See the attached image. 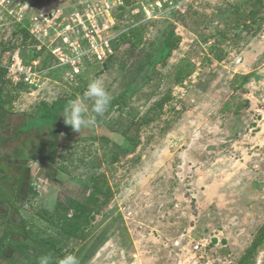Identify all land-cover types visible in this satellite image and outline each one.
Here are the masks:
<instances>
[{
	"label": "rangeland",
	"instance_id": "rangeland-1",
	"mask_svg": "<svg viewBox=\"0 0 264 264\" xmlns=\"http://www.w3.org/2000/svg\"><path fill=\"white\" fill-rule=\"evenodd\" d=\"M253 1L0 0V39L27 25L38 40L36 48L45 46L57 59L40 70L44 78L37 89L23 83L16 89L6 78L11 84L6 89L19 96L12 113L0 111V134L7 138L0 144V166L16 186L21 165L30 166L18 187L19 204L23 214L34 215L32 224L42 235L56 232L47 230L36 211H53L58 200L83 196L90 177L103 174L108 197L100 195V212L85 238L64 245L80 264L238 263L264 225V24L254 34L227 23L223 11L250 8ZM80 22L110 42L142 23L145 36L154 39L172 23L181 43L154 69L139 71L144 61L139 48L119 43L104 72L97 75L102 64L81 55L76 73L53 50L64 46ZM227 29V37L221 36ZM235 32L239 36L231 37ZM211 44L224 50L221 61H204ZM183 60L195 68L177 83ZM248 73L252 76L239 87ZM95 78L103 80L112 100L83 135L61 120L54 132L36 128L13 137L41 100L64 98ZM84 92L77 97L83 99ZM168 94L159 109L156 103ZM85 102L94 115L92 101ZM29 185L37 196L30 195ZM256 254L254 264H264V244Z\"/></svg>",
	"mask_w": 264,
	"mask_h": 264
},
{
	"label": "trees",
	"instance_id": "trees-1",
	"mask_svg": "<svg viewBox=\"0 0 264 264\" xmlns=\"http://www.w3.org/2000/svg\"><path fill=\"white\" fill-rule=\"evenodd\" d=\"M125 5H129L130 0H124ZM263 0H255L251 2L250 8L240 9L235 8L233 11L226 7L223 12H227L226 21L234 23L239 28L250 30L254 34L264 24V12L262 9ZM123 10V6H121ZM229 24V25H230ZM228 27V24H226ZM146 25L144 23L132 25L127 30L122 32L117 40L111 41L112 53L109 54L106 61L102 64V68L95 72L97 75L104 72L107 68V63L114 57L113 51L116 45L120 43L129 44L131 50L139 48L143 54V60L139 62V71H143L145 67L154 69L156 63L165 64L172 56L173 51L179 48L181 36L175 32L174 25L171 23L165 29H162L156 38L149 39L145 36ZM227 32H221V36L227 37ZM237 32L232 33L231 37H238ZM38 40L30 34L28 26L20 25L14 30L7 39H0V111L2 113H12L14 109V101L19 94L15 90L6 89L10 86V82L6 79V69L4 65L11 55L20 56L24 63L29 64L34 60H38L40 69L47 68L56 61V57L42 46L37 49ZM33 47V48H31ZM47 51V52H45ZM207 56L203 59H216L221 61L224 57V50L216 48L214 44L209 45ZM54 60V61H53ZM91 64L100 63L92 59ZM195 65L188 60H183L178 66L175 75V81L183 83L184 79L188 78L194 71ZM155 70H152V73ZM82 75V73H81ZM252 76L250 73L242 75V81L238 84L239 87L244 86L248 79ZM249 77V78H248ZM236 86V87H238ZM24 87L21 84L16 85V89ZM87 88L77 87L76 91L83 93ZM75 90L64 98L49 102L41 100L35 110L25 118L24 122L13 134V137H18L22 133H30L33 129L49 128L54 132L58 129V123L64 120L61 113L68 105L77 98ZM126 94L122 96L125 101ZM171 98L170 94L162 96L156 103L159 109H163L164 105ZM249 100L245 101V106L249 104ZM159 110V111H161ZM135 122H131L130 126ZM129 126V127H130ZM128 127V128H129ZM128 128H124L121 136L127 140ZM7 141V138L0 134V144ZM122 147V143L119 144ZM37 155L31 157L36 158ZM30 159V160H31ZM116 159V158H114ZM44 162L45 159H42ZM9 163L11 160L6 158ZM21 175L18 185L11 184V178L5 166H0V203L4 207V212L0 214V264H23L20 262L18 255H22L28 259V264H38V258L44 254H51L55 259L63 257L67 239H83L86 235V230L91 226L96 214L100 212L102 205L100 195L108 194L104 192L101 181L104 178L103 174H94L90 177L91 188L84 190L83 196L69 197L67 200H58L53 211L41 208L36 211V214L45 222L48 223L47 230L52 228L56 234L53 236L42 235L43 231L40 228H35L32 224L34 215L22 213V207L19 204L18 187L23 179V171H30L28 163L21 165ZM54 168H50V173ZM28 192L32 197L37 196L38 192L35 186L29 185ZM13 214L19 216L18 221L12 219ZM216 239L212 243H216ZM264 244V225L260 227L256 233L251 245L246 252L240 257L237 264H254L256 253ZM9 251L11 253L9 254Z\"/></svg>",
	"mask_w": 264,
	"mask_h": 264
},
{
	"label": "built area",
	"instance_id": "built-area-1",
	"mask_svg": "<svg viewBox=\"0 0 264 264\" xmlns=\"http://www.w3.org/2000/svg\"><path fill=\"white\" fill-rule=\"evenodd\" d=\"M182 1L193 3L195 0ZM80 25V28L77 29V31H74L72 36L64 39V50H62L63 47H57L56 50H53L61 63H71L76 73L79 71L78 66L81 60V55H86L89 58L92 57V59L104 63L109 54L112 53L110 39L102 40L101 38H98L97 29L90 28L87 24H83L82 22H80ZM85 44H88L86 48L84 47ZM37 63L38 61L34 60L31 63L26 64L20 56L13 55L4 65L6 69V78H8L14 85L23 83L30 88L37 89L38 87H41V84L43 83L42 78H44L42 71H40L41 69L38 70L35 66Z\"/></svg>",
	"mask_w": 264,
	"mask_h": 264
},
{
	"label": "clouds",
	"instance_id": "clouds-1",
	"mask_svg": "<svg viewBox=\"0 0 264 264\" xmlns=\"http://www.w3.org/2000/svg\"><path fill=\"white\" fill-rule=\"evenodd\" d=\"M91 100V113L89 115V105L85 102ZM112 97L106 90L101 78L89 81L87 89L83 94V99L77 97L61 113L66 125L71 126L76 133L83 135L89 130L90 125L95 122L96 117H103L107 112ZM38 264H80L79 258L73 253H67L63 257L54 260L49 254H44L38 258Z\"/></svg>",
	"mask_w": 264,
	"mask_h": 264
}]
</instances>
